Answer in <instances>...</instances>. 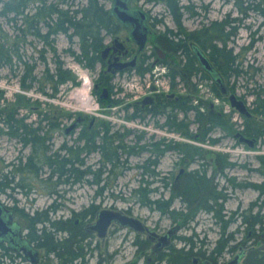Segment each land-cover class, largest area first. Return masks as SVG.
I'll return each instance as SVG.
<instances>
[{"label":"rangeland","instance_id":"obj_1","mask_svg":"<svg viewBox=\"0 0 264 264\" xmlns=\"http://www.w3.org/2000/svg\"><path fill=\"white\" fill-rule=\"evenodd\" d=\"M89 1L0 0V47L12 48L10 57L0 60V112L13 104L17 94L32 103L29 107L18 109L16 119L24 118L27 130H19L17 138L7 134L13 129L4 125L6 117L0 115V128L3 130L0 133V184L6 186L0 192V200L13 210L16 219L23 220L25 234L45 239L49 233L54 234L56 241L67 243V250L80 253L86 264H192V256L205 255L215 260L218 252H223L221 259L226 262L240 251V246L247 249L249 242L246 235L258 228L256 224H242L240 221L242 209L249 200L256 198L257 192L242 189L239 185L246 180H262L256 172L247 174V170L241 168L245 160L241 161V156L237 154L240 148L228 136L230 132L241 129L232 128L229 124L230 131L227 130L228 124L223 118L222 125L208 130L205 124L197 125L194 121L196 110L194 113L189 111L186 118L184 113L174 110L178 119L185 118L189 122L188 128L193 137H186L175 130L166 131L160 125L165 121L171 103L166 105L165 112L164 109L151 111L150 108L147 112H137V119H130L135 112L130 107L132 101L147 92L149 83L157 85L163 95L172 93L170 75L164 73L154 76L151 72L150 76L139 77L130 72L120 81L114 77L111 84L114 86L112 97L115 102L109 105L100 103L99 94L96 95L94 90V84L100 79V67L94 64L89 68L88 60L80 57L84 30L72 26L66 35L50 33L63 19L56 11L68 12L72 19H80L75 11L88 8ZM188 3L194 4L197 12L192 17L184 14L183 22L188 30L200 29L202 33V27L212 21L223 25L226 32L222 35H226L230 28L238 27L236 34L227 38L226 43V51L232 52L231 57L226 59L230 61L233 58V63L226 65L228 60L224 56L215 55L214 65L209 55L211 49L200 48L222 78L229 79L238 96L246 95L250 103L254 93H259L261 88L264 95V16L252 12L241 16L232 0H180L182 5ZM138 4L150 10L154 17L163 19L156 30L174 28L163 5H151L145 0H138ZM205 5H209L206 10L203 9ZM227 12L230 17H226ZM219 30L217 26V34L221 33ZM53 38L54 42L51 41ZM253 38L255 42L249 45ZM84 42L87 43L84 47H87L90 41ZM53 43L56 56L50 50ZM212 43L216 49H222L224 45L223 38H216ZM207 45L210 44L207 42ZM15 47L16 53L13 50ZM178 56L181 65L186 64V56L182 53ZM57 58L62 62V71L66 73L68 70L71 78L58 81ZM216 62L223 68L225 76ZM26 63L35 65L32 72ZM198 67L200 70L194 72L191 78L195 88H189L193 91L191 95L195 94L199 99V106H195L197 112L201 115L207 113L211 102L215 104V113L228 115L227 101L206 79L207 72L200 65ZM74 68H79L75 70L82 73L81 78L86 71L89 72L93 83L91 101L98 106L96 113L77 108L69 99L71 92L80 86ZM46 71L49 74L44 77ZM32 75L36 76L35 80H30ZM49 75L55 76L53 81L48 80ZM175 83V93L186 95L189 92L180 78H176ZM77 116H87L88 122L68 134L64 133ZM109 126L110 129H106ZM34 131L39 134L37 142H26L25 138ZM196 134H199V140L194 139ZM87 139L91 145L94 142L93 147L86 145ZM213 139L217 140L216 144L211 143ZM187 145L199 147L203 155L193 156L185 149ZM177 147L181 150L179 153ZM216 154L237 158V164L231 169L224 168L225 173H222L217 170L216 164L210 165L207 160V157ZM19 159L25 167L22 169L24 177L18 175L13 178L11 172ZM32 162L35 166L31 165ZM248 165L254 168L256 162L250 161ZM152 171L159 175L154 176ZM180 171L182 174L178 175ZM196 171L199 175L205 172L209 183L208 189L199 194L197 202L191 200L189 194L194 190L193 183L200 186L196 175H193ZM181 178L189 181L188 190L184 186H172ZM140 189L143 193L149 190L146 193L149 201L166 202L171 199L170 208L166 204L146 201L145 196L138 193ZM223 194L227 196L224 203L226 215L236 210L235 220L227 223L217 218L221 215L220 209L213 204L214 197ZM173 195L176 196L172 198ZM105 209L132 216L158 235L178 227L170 236L166 248L149 256V247L142 250L146 237L144 232H135L116 223L109 226L103 238L85 231V226L94 223L98 212ZM63 226V230H56V227ZM48 240H44L45 244ZM34 243L42 253L40 264H60L52 254H47L46 247H42L40 242L34 240ZM76 259H80V255ZM4 260L7 261L6 258Z\"/></svg>","mask_w":264,"mask_h":264},{"label":"flooded vegetation","instance_id":"obj_2","mask_svg":"<svg viewBox=\"0 0 264 264\" xmlns=\"http://www.w3.org/2000/svg\"><path fill=\"white\" fill-rule=\"evenodd\" d=\"M93 1H95L97 6L99 7L98 10H93L92 8L82 9V10H78L76 14H79L81 17H85V20L83 21L85 27L88 26V23L91 20L90 24L93 30L97 31V39H98L97 44L100 43L99 49L96 51L95 56L92 59H90V62L94 64H98L100 67L99 70L100 79L97 82V84H94V90L96 91L95 93L96 95L99 94L98 96H100L105 94V97L103 98L99 97L100 99H104V100H107L108 98L114 99L112 97V92H113L112 89L114 88V86L111 84V79L114 80V77L115 79L120 81L126 78L130 72H132L134 75L139 77H144L145 75L150 76V74L152 75V73L154 76L162 73H164L165 75H170L169 65L173 63L174 55H171L170 51H168L163 47L160 40L161 34L164 32L167 33L168 30L177 31L178 25H180L179 29L181 30V33H178L177 36L180 38L184 37L183 32H193V31L198 32L200 30V29L188 30L183 22L185 13L189 14V16L191 15V17L197 14V12L195 11V6L192 3H188L187 5H182L180 4V0H178V5L180 6L179 9L181 12V17L178 24L173 19V16L170 13L164 1L145 0L146 3H151V5L153 4L163 5L167 11V14L171 18V21L174 24V28L165 27L163 30H156V26L159 23L162 24L163 19L154 17L151 14L152 12L150 10L143 8L138 4V0H93ZM103 1L105 4L103 3ZM226 1H230V0H226ZM232 1L234 2L235 9L241 16H247V14L250 12L258 15H262L261 12L257 11V9L254 8L250 2L247 3L244 0H232ZM120 2L125 3L126 9L120 6ZM88 4L91 7L94 6V2L89 1ZM208 7L209 5L208 6L205 5L203 6V9L206 10L208 9ZM123 10L132 18H136L139 16L136 10L141 11L144 14L145 16L144 24L147 28V33H146L145 41L142 46H140L139 43L131 35V31L133 28V24L131 20L128 19L129 21H126V23H124L120 19L119 14L123 12ZM131 15H135L136 17ZM225 15L226 17H230L229 12H227ZM205 27L207 26H203L202 29ZM66 32L57 31L54 32L52 35H57L59 33H63L66 35ZM51 41L54 42V38L51 39ZM226 42H228L227 39ZM254 42L255 41L253 38L250 41L249 45H253ZM186 44L191 55L194 57L197 65L199 66L198 57L196 55V49L202 51L199 43L196 41V39L192 38V39H187ZM52 47L54 48V50H51V52H53V56H56L54 43ZM148 47H150V50H146ZM89 55L91 56V54ZM206 58L209 60L207 56ZM57 59L60 61L59 58ZM93 66L94 65L89 66V68H92ZM139 69L143 71V73H139L138 71ZM206 79L210 80L213 86L220 93L210 74L206 73ZM226 79H223V81L227 87L228 95L225 96L221 93L220 94L223 96V99L227 101L229 107H228V115H223V117L225 119L227 118L230 127L241 129L240 131H234V133L230 132L228 136H230L232 140L237 144V147L240 148L237 154L239 153V155L241 156V161L245 160V163L242 162L241 168L246 169L247 174L248 172L250 173L256 172V174H258L262 179L259 182H252L251 180L242 181L243 185H239V187L242 189H247L250 191L257 192L256 198L254 200H249L248 204H246L242 209L240 215V221L242 224H256L258 228L257 230L251 231L246 235V241L247 243L249 242L248 243L249 248L247 247V249H245L242 246H240L239 247L240 251L226 262H224V260L221 259L223 252H218L217 253L218 258L215 260H213L211 257H210L211 259H209L205 255H195L194 257L192 256V264H227L236 255L238 256L236 264H241V263L253 264L252 263L253 260H255L257 264H264V95H262L263 88L260 89L259 93L257 94L254 93V97L250 100L251 102L249 103L247 101V96L246 95L238 96L235 93L232 84L229 83V79L228 78ZM107 80L109 82H107ZM147 87L148 89L145 94L136 97L132 101L130 107H132V109L135 110L136 116H132L135 113L133 112L129 117L130 119L133 118L137 119L138 118L137 112H144V111L147 112L149 111L150 108L154 106H158L160 104H162L164 106L163 108L166 109L165 102L169 100L176 102L180 101L182 104H184L185 103V100L183 99L184 97H186L187 100H191L192 102L193 109L189 111L194 113V111L198 109L195 106H199L197 105L199 103V99L197 100L195 94L191 95L193 91L189 88L188 89L186 88L187 89L186 91H189L186 95L175 93L174 88L172 93L163 95L161 91L158 89V86L155 85L154 83L153 84L149 83ZM116 89L117 88L115 87V90ZM231 94H234L237 97V99L242 101L245 107L244 112L238 111L235 107H233L230 104L228 96ZM146 97L151 98L152 100L151 103L143 104L140 102L143 98ZM175 110L182 112L177 108H175ZM169 111L170 109L167 110V112ZM214 111H215V104H212L210 102L207 112H214ZM163 112H165V110H163ZM233 115L234 117H232ZM80 117H81V121L77 123V126L85 125L89 119L87 116L86 117L80 116ZM75 120L73 122H75ZM194 121L197 122L196 123L197 125L199 124L198 121L196 120ZM73 122H71L69 125H71ZM91 123L92 122H90V125ZM160 127L164 128L166 131H174L170 129L167 125H164V121L163 124L160 125ZM65 129H64V133H66ZM71 131H69L68 133H70ZM179 133H177V135L180 136ZM225 133L228 134V132L226 131ZM195 136L196 137H194V139L199 140V134H196ZM211 143L216 144V142H211ZM225 156H226V160L231 163L230 165H227L226 169L233 168L235 164H237L235 162L237 158L233 159L228 154H226ZM233 156L235 157V155ZM207 158L209 164L213 165L214 164L213 157L209 156ZM250 161L256 162V166H254V168H251L253 167L252 165L251 166L248 165ZM181 174L182 172L180 171L178 175ZM218 174L220 175V173ZM4 187L6 186L0 184V192L3 191ZM226 199L227 196L222 195L221 198L218 199V203H216L214 206H217L220 209L219 214L221 215H219L217 218L220 220L222 219L224 220V222L227 223L232 220H235L234 214H236L235 212L236 210L234 212H231L230 215H226L224 211V203L226 202ZM0 206L3 209V211L0 214V218L3 221L1 222L2 225H0V232H1L0 264H40L42 253L40 249L36 248L35 246L34 243L35 236L33 234L24 233V227L22 224L23 220L20 219L21 220L20 221L16 219L13 210L10 209V207L5 203H3L1 200H0ZM167 231L165 233H167ZM143 234H146L145 241L149 243V248H150V251H148L149 256L150 255L154 256L156 252L166 248L170 240L169 237V240L168 242H166V245H163L160 248H156L153 251L151 247L152 245H156V243L158 242V236L154 237L153 240H150L149 234H147L146 232H144ZM7 240H13L15 242L12 243L13 246H15L18 241L21 242L22 244L26 242L28 243V245H30L29 246L30 249L15 248L11 244H9ZM35 251L37 254V263H33L29 261V257L31 258L32 252ZM48 254L49 255L52 254L57 260V262L60 261L59 258L54 253V251H50ZM5 258L7 259V261L4 260ZM150 260L151 258L148 257V261ZM77 262H79L78 264H86V260L83 256H80V259L75 258L70 264H76Z\"/></svg>","mask_w":264,"mask_h":264},{"label":"trees","instance_id":"obj_3","mask_svg":"<svg viewBox=\"0 0 264 264\" xmlns=\"http://www.w3.org/2000/svg\"><path fill=\"white\" fill-rule=\"evenodd\" d=\"M90 1L94 2V6L91 7L89 5L88 8H92L93 10H98L99 7L95 3V1H93V0H90ZM162 1H164V3L167 5L170 13L173 16V19L179 24V20H180V17H181V12H180V9H179L180 6L178 5V0H162ZM249 2L253 5L254 8L257 9V11H260L261 14L264 16V0H252V1L248 0L247 3H249ZM241 3H240V5H241ZM88 8H86V9H88ZM77 11H75V13H77ZM56 12L58 14L62 15L63 19H60L61 21L60 20L58 21L59 25H57L56 27H53L50 30V33H54V32L61 31V30L63 32H66V31L68 32V29L70 27H72V26L74 27V29H82V30H84L85 33H83V35H81L82 36L81 40H83V42L81 43V46H80V48H81L80 49L81 50L80 57H82L83 59H87L88 60V62H89L88 66L94 65V63L90 62V59H92L95 56L96 51L99 49V44L100 43L97 44V40H98L97 39V31L93 30V28H92V26L90 24L91 20L89 21L88 26L85 27V24L83 23V21L85 20V17H81L80 19H72V17L69 16L68 12H62L61 10L56 11ZM63 26H67V27L65 28ZM217 26L221 29V30H219V32H221V33H218V34L216 33V27ZM179 28H180V25H178L177 31L168 30L167 33L166 32L162 33L161 34V39H160L163 47L165 49H167L168 51H170L171 55H174L173 63H171L169 65L170 66V73L169 74H170L171 86L173 88H175L176 84H177V83H175V79L176 78H180L184 82V84H185L187 89L188 88L194 89L195 87L191 83V77L194 75L193 73L194 72H198L200 70V68L198 67L194 57L191 55V53H190V51H189V49L187 47L186 40L194 38V39H196V41L199 43V45L202 48L209 47L211 49L210 53H209L210 59L215 65V60H214L215 59V55H217L218 57L219 56H224L225 59L228 56L231 57V55H232L231 50H228V52L226 51L227 50L226 49L227 48L226 47V43H227L226 39L229 38L230 36H233V35L236 34L237 26L230 28L226 35H222V34L225 33V30L223 29L224 28L223 25H218L216 22H212L210 24V26H207V27L201 29L202 33L200 31L199 32H194V31L193 32H183V34H184L183 38H180V37L177 36L178 33H181V30ZM75 33L77 34V32H75ZM204 36H207V38L203 39ZM222 36H225V37H222ZM216 38H218V39L223 38L224 45H223L222 49H216V45H214L212 43V41L214 39H216ZM205 40L210 44L209 46L207 45V42H205ZM84 41H87V42L90 41L87 47H84L85 44H87ZM89 47L90 48L92 47V49H90ZM50 48H51L50 50H54V48L51 46V44H50ZM16 49H17L16 47H15V49H13L15 51V52L13 51L14 53H16ZM11 50H12V48L10 46H7L6 48L0 47V60L1 59L5 60L6 57H10L9 52ZM181 53H182V55L184 54L186 56V64L184 63L183 65H181V62L178 59V57H179L178 55H181ZM89 54H91V56ZM17 56L20 58V56L18 54H17ZM42 58L44 60V56L43 55H42ZM227 60L228 59H226V61ZM233 60H234L233 58H231L230 61L228 60V62H226V65H229L230 63H233ZM58 62H59V66H58L59 67V71L57 73L59 75L58 81L61 82V81H65V79H67V78H71V74L69 73V71L67 70L66 73L64 71H62L61 66H60L61 62L60 61H58ZM26 64H27V67H31L29 70H30V72H32L35 65L34 64L33 65H29L28 63H26ZM218 65L219 64L217 63L216 66L218 67L219 71L223 75L226 74V73H224L223 68L218 66ZM145 69H147V68H145ZM138 71H139V73H143V71H141L140 69ZM76 72H77V75H78V78H79L80 77V73L78 71H76ZM62 73L64 75H62ZM48 74H49V72L46 71L44 77L47 76ZM54 77L55 76H53V75H49V79L48 80L49 81H53ZM30 78H29L30 80H35L36 76L32 75V76H30ZM55 88H56V86H54V89ZM213 88L217 92V89L214 86H213ZM183 99L185 100V104H182L180 101L178 103H175V101H172V100H169V101L165 102V105H168V103H171L170 104L171 106L169 108L170 111L167 114H165L164 125H167L170 129H173V130H175L177 132H180L182 135L191 138L193 136L190 133L189 128H188L189 122L185 121L184 119L187 117V112L189 110L193 109L192 102H191V100H187L186 97H184ZM98 100L100 101V103L106 104V105L112 104V103L115 102V100L111 99V98H108L107 100H104V99H98ZM31 104L32 103L30 102V100L28 98H25L24 96L17 94L15 96V101L13 102V104H11L10 106H6L7 108H3L2 109V112H0V115L3 114L4 117H6V120H7V121H3L4 125L5 126L9 125V126H11L10 128L13 129V131L7 132V134H9L12 137H16L17 138L19 130H22V131L27 130L26 124L24 123V118H21L20 120H17L16 119V115H18V111H19L18 109L19 108L29 107ZM163 107L164 106L162 104H160L158 106L152 107L151 111L153 109H158V108L165 110V108H163ZM175 108H177L180 111H182L185 114V118L178 119L176 113L173 112L175 110ZM155 113H157V112H154V114ZM132 116H136V112ZM196 117H197L196 120H198L199 124H205L207 126L208 130H210L211 127H213L215 125H222L223 118H224L223 115H219V114H217L215 112H207L204 115H201V114H199V112H197V109H196ZM226 122L228 124V128H226V129L230 131L229 122H228L227 118H226ZM106 129H110V126L107 127ZM1 132H3L2 128H0V133ZM205 132H207V130H205ZM204 134H206V133H204ZM38 137H39L38 132L34 131V133L33 132L31 133L30 137L25 138V141L27 142V140H29L30 142H34L35 143V142H37ZM112 138H113V136L110 137V140ZM87 140H88V142H86V145H91V142H89L90 140L89 139H87ZM216 141L217 140L213 139L211 142H216ZM92 145H94V142H92ZM176 149H177L176 151L178 153H179V151H181L180 149H178V147ZM185 149L188 152H191V154L193 156L196 155L197 157H201L203 155L202 150L199 147H196V146H193V145L192 146H188L187 145ZM107 150L110 151L109 149H107ZM129 154H130V152H129ZM29 160H30V158H28V161ZM213 160H214V164H216L218 166L217 170H219L220 172H223L224 168H226L227 165L231 164L230 162H228L226 160V156L225 155H221V154H216L213 157ZM31 165L35 166L33 162L31 163ZM22 166H23V164H22L21 160L19 159V163L16 165L14 171L11 172L13 178L15 176H18V175H19V177L21 175L20 178L24 177L23 174H22V169H25V167L23 166L24 167L23 168ZM27 170L29 171V169H27ZM152 174L154 176H156V177L159 175V174H157V173H155L153 171H152ZM193 175H196V180H197V182L200 183V186L195 184V183H193V189L194 190L190 191L189 194L191 196V200L193 199L194 201L197 202L198 199H199V194L201 193V191H205V190L208 189L209 183H207V179L205 178V175H206L205 172H204V174L199 175L198 171H196L195 174H193ZM160 180L163 181L164 179H160ZM165 184L168 185L167 183H165ZM187 184H189V181L187 179L181 178L179 180V182H173L172 186L173 187H175V186H180V187L182 186L183 187L184 186V188L188 190L189 189L188 187H190V185H187ZM141 190L142 189H140L138 191V193L142 194L143 197L145 196L146 201H149L147 199V197H146V193H149V190L146 189L144 191V193ZM174 196H176V195H173L172 198ZM221 196L222 195H220L219 197L216 196L217 198L214 197V200H213V204L214 205L216 203H218V199H220ZM149 202L150 203H154V204H159V203L166 204V206L168 208H170L171 199L169 201H166V202L163 201V200H154V201L150 200ZM63 225L65 226L66 229L68 228L66 226V224H63ZM64 226L62 228L56 227V230H58V229L63 230ZM50 234L51 233H49V235H48V237H46V239L45 238H40L38 235H36L35 241L36 242H40L42 247H46L47 254L50 251H54V253L56 254V256L60 260V264H70L75 258H77V256H79V255L82 256L80 253H74L73 251L67 250V243L66 242L56 241L54 239V234H51V235ZM48 238H49V240H48L47 244H45L46 242H44V240L46 241ZM148 247H149V243L144 240L142 250H146V249H148ZM252 263L253 264H257L255 260H253Z\"/></svg>","mask_w":264,"mask_h":264},{"label":"water","instance_id":"obj_4","mask_svg":"<svg viewBox=\"0 0 264 264\" xmlns=\"http://www.w3.org/2000/svg\"><path fill=\"white\" fill-rule=\"evenodd\" d=\"M120 6L124 9H126L125 3L120 2ZM136 12L139 14L138 17H136L135 15H131V16H135L136 18L130 17L124 10H123V12H121L119 14V17L124 23H126V21L131 20V22L133 24L131 35L139 43V45L142 46L144 41H145L146 33H147V28L144 24L145 16L141 11L136 10ZM196 55L198 57V61H199V65H200L201 69H203L205 72H207L208 74L211 75V77H212L213 81L215 82L220 93L227 96L228 90H227L226 85L224 84L223 78L217 72V70L213 67V65L210 63V60H208L206 58L205 54L202 51H199L198 49H196ZM99 97L103 98V97H105V94L100 95ZM228 98H229L230 104L233 107H235L238 111H240V112L245 111V107H244L242 101L237 99V97L234 94L229 95ZM151 101L152 100L150 97H146V98H143L140 102L143 104H149V103H151ZM79 121H81L80 116L77 117L75 122H73L71 125H69L65 129V132L68 133L69 131L74 129L77 126V123ZM2 211H3V209L1 207L0 208V214ZM1 222H3V221L0 218V225H2ZM112 223H116L122 227H127L128 229L133 230L135 232H140V233L146 232L147 234H149L150 240H153L154 237L158 236V242L156 243V245H152V247H151L153 251L156 248H160L161 246L166 245V242H168L169 237L178 227V226H176L175 228L168 230L167 233L159 236V235H157V233L148 230V228L145 227L142 224V222L139 221L138 219H136L132 216L126 215L120 211L105 209V210L99 211L97 214V218H96L95 222L90 224V225H86L84 229H85V231H87L89 233L94 232L97 235V237H99V238H103V237H105L107 230ZM0 234H1V232H0ZM7 241L12 246H13L12 243H15L13 240H7ZM29 246L30 245H28V243H26V242H24L22 244L21 242L18 241L17 244L13 247L18 248V249H30ZM237 259H238V256L236 255L227 264H236ZM29 261L33 262V263H37L36 251L32 252V256H31V258L29 257Z\"/></svg>","mask_w":264,"mask_h":264},{"label":"bare ground","instance_id":"obj_5","mask_svg":"<svg viewBox=\"0 0 264 264\" xmlns=\"http://www.w3.org/2000/svg\"><path fill=\"white\" fill-rule=\"evenodd\" d=\"M79 69V68H74ZM86 71V70H84ZM82 73L80 74L79 80H80V86L78 88H75L69 97V99L74 102V104L78 105L82 109H92L96 108V104H92V98H91V87H92V79L89 75V72L86 71L83 78H81ZM81 78V79H80Z\"/></svg>","mask_w":264,"mask_h":264},{"label":"built area","instance_id":"obj_6","mask_svg":"<svg viewBox=\"0 0 264 264\" xmlns=\"http://www.w3.org/2000/svg\"><path fill=\"white\" fill-rule=\"evenodd\" d=\"M77 108H80L78 105H75ZM91 111H93L94 113H96L95 111H98V106H96V108H92L90 109Z\"/></svg>","mask_w":264,"mask_h":264}]
</instances>
